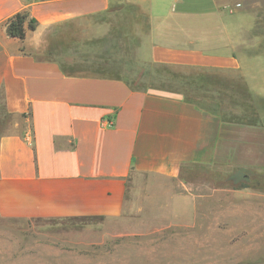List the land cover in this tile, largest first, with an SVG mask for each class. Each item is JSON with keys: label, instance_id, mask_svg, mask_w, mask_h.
I'll use <instances>...</instances> for the list:
<instances>
[{"label": "crops", "instance_id": "0c3cea01", "mask_svg": "<svg viewBox=\"0 0 264 264\" xmlns=\"http://www.w3.org/2000/svg\"><path fill=\"white\" fill-rule=\"evenodd\" d=\"M263 8L264 0H0V101L12 117L0 132V218H114L137 175L264 171L263 107L256 122L226 121L149 74L166 64L236 78L264 101ZM23 10L19 38L9 23ZM107 50L123 62L106 74L85 70V55ZM134 65L142 87L116 74Z\"/></svg>", "mask_w": 264, "mask_h": 264}, {"label": "rangeland", "instance_id": "374dc122", "mask_svg": "<svg viewBox=\"0 0 264 264\" xmlns=\"http://www.w3.org/2000/svg\"><path fill=\"white\" fill-rule=\"evenodd\" d=\"M131 68L141 67L122 74L144 86ZM206 82L207 92L188 93L210 109L254 117L264 108L236 78L209 73ZM11 120L0 101V132ZM239 172L251 175L245 187L205 166L185 167L179 178L137 175L128 208L114 218H0V264H264V171Z\"/></svg>", "mask_w": 264, "mask_h": 264}, {"label": "trees", "instance_id": "16d2710c", "mask_svg": "<svg viewBox=\"0 0 264 264\" xmlns=\"http://www.w3.org/2000/svg\"><path fill=\"white\" fill-rule=\"evenodd\" d=\"M29 18V13L26 10L20 11L14 15V17L11 19L9 23V31L12 36L24 38L25 35V28L24 24L26 20ZM30 27L35 28L36 27V20L30 19L29 21ZM116 62H123L122 59H119L118 56H114L112 53H109V51H104L102 54H97L93 56H84V63H85V70L91 73H97V74H106L108 73L107 70L109 69V66L113 63L116 64ZM157 70L153 71V73H149L152 76V79H156L157 83L159 85V88L161 89H167V90H174V89H183L184 91V97L186 100L192 101L200 105L202 108L210 110L214 113H217L221 116L223 120L226 121H235V122H242V123H253L256 122L257 119L254 116L246 117L245 115H240V117L235 114H226V113H220L214 108H209V106L205 103V99L201 98L199 100L193 99L192 95L189 94L188 89L195 88L198 90H204L207 92V82L206 79L209 77V73L205 71L200 70H190V71H184L179 70L177 68H174L170 65H160L156 67ZM116 72V71H115ZM116 74L121 75L122 71H117ZM145 74V73H143ZM148 74V73H147ZM127 78V77H126ZM127 80L136 87H142L141 85L134 84L132 80ZM245 92L248 96L252 97L249 90L245 87ZM207 99V98H206ZM231 180L235 182H240V187H245L247 184L245 181H248L251 179L250 173H245L240 175L239 170L231 174L230 177ZM239 188V187H238Z\"/></svg>", "mask_w": 264, "mask_h": 264}]
</instances>
